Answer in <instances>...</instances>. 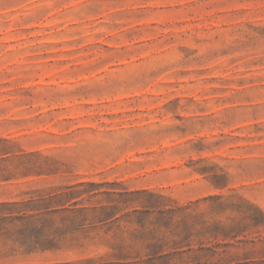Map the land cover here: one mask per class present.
<instances>
[{
  "label": "rangeland",
  "instance_id": "1",
  "mask_svg": "<svg viewBox=\"0 0 264 264\" xmlns=\"http://www.w3.org/2000/svg\"><path fill=\"white\" fill-rule=\"evenodd\" d=\"M86 189L264 212V0H0V201ZM105 230L0 264H122ZM252 232L220 248L264 264Z\"/></svg>",
  "mask_w": 264,
  "mask_h": 264
},
{
  "label": "trees",
  "instance_id": "2",
  "mask_svg": "<svg viewBox=\"0 0 264 264\" xmlns=\"http://www.w3.org/2000/svg\"><path fill=\"white\" fill-rule=\"evenodd\" d=\"M90 190L0 201V255L6 248L20 247L25 252L59 249L102 224L105 232L112 231L109 245L122 264H256L249 252L241 256L220 248L221 241L236 247L255 243L256 236L246 237L264 225V212L248 200L213 194L171 205L170 198L144 191L141 207L124 212L128 205L121 206L120 200L84 205L86 198L81 196ZM227 211L238 215L221 218Z\"/></svg>",
  "mask_w": 264,
  "mask_h": 264
}]
</instances>
